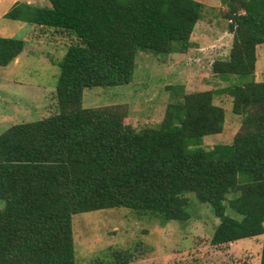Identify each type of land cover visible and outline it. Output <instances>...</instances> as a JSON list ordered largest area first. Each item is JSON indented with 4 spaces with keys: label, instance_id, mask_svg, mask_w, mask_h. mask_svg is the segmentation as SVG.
<instances>
[{
    "label": "trees",
    "instance_id": "16d2710c",
    "mask_svg": "<svg viewBox=\"0 0 264 264\" xmlns=\"http://www.w3.org/2000/svg\"><path fill=\"white\" fill-rule=\"evenodd\" d=\"M15 4L6 19L75 37L59 63V111L0 134V264H75L72 220L108 208L140 217L185 221L186 193L219 220L209 244L218 248L264 236V81H255L256 48L264 45V0H224L233 34L214 75L240 77L217 90L183 94L160 124L126 127L119 106L83 108L85 89L133 81L139 51L156 56L184 50L202 5L195 0H48ZM228 2V3H226ZM241 11L242 13H239ZM24 41L0 37V66ZM232 98L241 130L232 143L206 151L203 138L223 132ZM227 210L238 217L227 215ZM129 253L118 258L125 264ZM259 264H264V238Z\"/></svg>",
    "mask_w": 264,
    "mask_h": 264
},
{
    "label": "rangeland",
    "instance_id": "374dc122",
    "mask_svg": "<svg viewBox=\"0 0 264 264\" xmlns=\"http://www.w3.org/2000/svg\"><path fill=\"white\" fill-rule=\"evenodd\" d=\"M32 9L49 6L48 0H3L0 10L10 4ZM202 5L199 19L186 42L172 45L174 51L156 56L139 51L135 58L134 79L114 87L85 89L83 108L119 106L123 123L134 130L156 126L167 106L183 100V94L217 90L243 79H222L212 72L216 60L226 59L233 34L227 20L224 0H195ZM228 3V2H226ZM10 10V9H9ZM239 13H242L239 11ZM7 28L1 37L24 41L17 61L0 66V134L12 126L36 122L58 113L56 85L59 63L75 37L51 28H34L20 20L4 19ZM10 26V27H9ZM16 27V28H13ZM16 29V30H15ZM255 81H264V45L256 48ZM214 103L223 107V132L203 138L202 147L232 143L241 130V118L232 112V98L222 95ZM189 214L185 221H166L158 216H142L135 210L108 208L75 215L72 220L75 264H118L129 253L125 264H259L263 237L245 238L229 245L211 248L209 241L219 220L212 209L186 193ZM4 203L0 202V208ZM233 218L238 215L227 210ZM264 226V223H263Z\"/></svg>",
    "mask_w": 264,
    "mask_h": 264
},
{
    "label": "crops",
    "instance_id": "0c3cea01",
    "mask_svg": "<svg viewBox=\"0 0 264 264\" xmlns=\"http://www.w3.org/2000/svg\"><path fill=\"white\" fill-rule=\"evenodd\" d=\"M3 2V0H0V4ZM26 4L28 5H31V3L29 1H26ZM15 4H13V2L10 4V7L9 8H5L4 11H1L0 10V37L2 36L1 33L5 31V29L8 27L6 23L2 22L5 18V14L10 11L9 9H12V7H14ZM45 7V6H44ZM48 7V6H47ZM15 21V20H14ZM10 27V26H9ZM32 27L34 28H39V29H42L43 27L41 26H38V25H34V24H31V29ZM13 28H16V27H13ZM16 30V29H15ZM3 38H5L3 36ZM23 53V52H22ZM18 59V58H17ZM17 59L15 61H17Z\"/></svg>",
    "mask_w": 264,
    "mask_h": 264
}]
</instances>
